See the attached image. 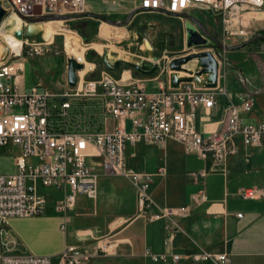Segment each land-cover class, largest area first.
<instances>
[{
    "label": "built area",
    "instance_id": "built-area-1",
    "mask_svg": "<svg viewBox=\"0 0 264 264\" xmlns=\"http://www.w3.org/2000/svg\"><path fill=\"white\" fill-rule=\"evenodd\" d=\"M0 4L5 11L1 29L12 15L23 20L19 29L25 31L29 21L22 16L34 22L59 19L63 23L87 12V0H0ZM34 7H40L42 14L26 12ZM197 7L208 9L222 19L220 44L225 50L228 42L239 44L258 30L256 25L244 24L246 14L252 13V20H264V0H136L135 10L184 20ZM258 14L262 17L258 18ZM19 40L18 51L11 50L0 61V264H85L101 251L108 253L111 242L99 240L95 244L67 245L55 256L14 253L11 249L16 241L8 237L6 225L13 216L45 214L52 194L60 193L54 210L64 216L61 228L65 229L79 195L97 199L102 174L128 178L135 187L140 212L150 218L169 216L175 223L174 215L189 214L190 206L149 213L154 202L151 188L155 174L128 166L129 145L177 141L187 153L212 159L210 169L193 173L196 178L205 179L210 171L227 173L229 158L237 153L238 137L246 147L264 144V120L250 123L243 116L254 109L253 95H239L237 103L224 108L221 128L205 125L200 129L198 109L207 111L216 107L219 93L225 92L223 88L192 81L181 82L177 87L170 82L159 90H148L142 84L124 79L123 75L117 78L109 70L92 77L96 64L87 66V47L83 55L75 57L64 48L67 62L73 57L86 70L83 77L77 73L75 87L68 86L61 93L52 92L42 84L28 89L20 80L24 72L22 59L50 52L59 55L61 51L53 47L54 40L50 42L43 37L24 36ZM110 122H113L111 127ZM11 158L14 171H4V160ZM240 195L245 200L258 199L261 190L247 187ZM205 200L207 194L202 189L194 202ZM167 227L171 228V224ZM145 253L154 261L181 259V254L170 250L155 253L147 247ZM187 255L196 263L204 260L213 264L232 263L228 251H211L201 244Z\"/></svg>",
    "mask_w": 264,
    "mask_h": 264
},
{
    "label": "crops",
    "instance_id": "crops-1",
    "mask_svg": "<svg viewBox=\"0 0 264 264\" xmlns=\"http://www.w3.org/2000/svg\"><path fill=\"white\" fill-rule=\"evenodd\" d=\"M87 11L97 15H118L117 20H124L130 13L123 0L116 3L87 0ZM190 11L188 19L193 18ZM109 31L114 33L115 30L109 28ZM190 31L195 33L192 27ZM165 57L164 54H154L150 56L153 64L133 65L142 73L166 72L165 78L130 75L127 80L142 84L148 90H159L172 83L174 76H191L186 72L191 69H175L172 63L176 59L165 60ZM247 73L246 83L242 84L237 81L228 84L221 78L217 80V86L225 92L219 93L217 106L212 110L198 109L197 125L200 129L205 125L221 128L224 108L232 102L237 103L239 95H253L255 98L253 111L243 114L246 122L264 120V81L257 80V74ZM112 124L110 122L109 127ZM236 147L237 153L229 158L227 173L210 171L205 179H200L193 173L210 169L212 159L187 153L177 141L168 140L163 145H129L126 150L128 166L155 174L151 188L154 202L149 213L190 206L189 214L174 215L175 223L169 216L150 218L140 212L135 187L128 178L119 174H102L96 201L90 206L77 207L78 196L65 229L61 228L64 216L54 210L60 193L52 194L45 214L10 217L6 224L8 237L16 241L11 251L55 256L67 245L95 244L99 240L110 241V251L95 256L107 255L122 264H213L207 260L196 263L189 259L187 253L201 244L211 251H228L231 264H264V144L246 147L238 137ZM162 169L163 174L160 173ZM247 187H258L261 196L243 199L240 194ZM202 189L206 191L207 200L195 203L194 197ZM170 224L171 228H168ZM147 247L155 253L166 250L179 253L181 259L174 261L170 257L168 261H154L145 253Z\"/></svg>",
    "mask_w": 264,
    "mask_h": 264
},
{
    "label": "rangeland",
    "instance_id": "rangeland-1",
    "mask_svg": "<svg viewBox=\"0 0 264 264\" xmlns=\"http://www.w3.org/2000/svg\"><path fill=\"white\" fill-rule=\"evenodd\" d=\"M123 1L130 10L124 20H117L118 15L104 13L97 15L95 12L87 11L84 14L75 15L67 22L53 20L39 26L38 37H42L45 33L51 42L54 40L53 47L60 50L61 54L50 52L42 56L22 59L24 72L20 78L21 82L26 83L28 89L33 84H42L52 92H63L69 86L68 62L64 53L68 37L79 39L83 53L86 50L85 47L88 48L87 52L91 57V61L88 62L96 64V69L90 74L91 76L95 74L98 77L102 70H109L117 78L122 75L124 79L130 78V75L135 78H150L156 75L165 78L166 72L142 73L133 65L153 64L150 56L154 54H164L165 60H169V58L180 59L193 54L211 52L218 62V79L221 78V81H227L228 84H234L236 81L239 84L246 83L247 72L257 74L256 79L260 82L264 81L263 19L252 20V13L246 14L243 17L244 24L256 25L258 30L239 44L233 41L228 42V49L225 50L220 44V39L223 37L222 19L208 9L202 7L191 9L190 16L193 18L180 20L160 13L137 12L136 0ZM257 17L262 16L258 14ZM21 24L16 27L17 30ZM191 27L195 33H191ZM12 28V26H5L1 29L0 26V61L4 60L11 50L7 47V39L4 35ZM109 28H113L114 33L108 32ZM68 53L72 56L70 52ZM186 68L191 69L186 72L194 76L196 82L200 84L211 82L213 79L211 71L198 75L203 69L200 58L194 57L188 62H183L178 70L185 71ZM175 74L178 75V73ZM181 76L189 75L181 74ZM3 170L14 171L13 158L4 160ZM87 198L89 200L86 202ZM95 201L96 199L88 195H79L77 207L90 206ZM101 252L104 253V251ZM85 264L122 263L107 255H99Z\"/></svg>",
    "mask_w": 264,
    "mask_h": 264
},
{
    "label": "water",
    "instance_id": "water-1",
    "mask_svg": "<svg viewBox=\"0 0 264 264\" xmlns=\"http://www.w3.org/2000/svg\"><path fill=\"white\" fill-rule=\"evenodd\" d=\"M27 13H33L35 15H41L42 11L40 7H34L32 11L26 9ZM5 11L3 10L0 4V21L4 18ZM24 19L30 22L27 26L26 30L18 29L15 31V36L18 39H23L25 36L28 39H33L38 36L39 32L38 29L35 27L36 23L27 16H22ZM197 57L200 58L201 65L203 67L201 73L198 75L203 74L205 71H211L213 73V79L211 82H204L202 84L196 82L194 76H184V77H177L174 76L172 79V85L177 87L181 82H196L198 85L207 86V87H215L217 85L218 80V62L214 58L211 52H203L199 54H193L186 58H180L173 61L172 65L175 69H180L181 64L183 62H188L192 58ZM84 68L83 64L79 63L75 58L70 57L68 59V66H67V75H68V84L71 87H75L78 83V72Z\"/></svg>",
    "mask_w": 264,
    "mask_h": 264
},
{
    "label": "bare ground",
    "instance_id": "bare-ground-1",
    "mask_svg": "<svg viewBox=\"0 0 264 264\" xmlns=\"http://www.w3.org/2000/svg\"><path fill=\"white\" fill-rule=\"evenodd\" d=\"M262 16V14H260ZM54 20H59V19H54ZM22 19L16 15V17H9L7 19V22L5 24V26H12L13 28L10 29V31H8L9 33L5 34V38L7 39V47H10L11 50H15L18 51L19 47H20V40L14 36L13 34V30L16 29L17 26H19L22 23ZM53 20H49V21H44V22H34L36 23L35 27L38 29L39 26L45 25L46 23H50ZM30 24V22L28 23V25ZM194 35V34H193ZM196 35V34H195ZM42 37L48 41H50L48 39V36H45V33L42 35ZM51 42V41H50ZM80 45H79V39L75 38V37H68L67 38V44H66V49L68 52H70L72 54V56H81L83 55V49H80ZM10 50V51H11ZM87 66H92V63L87 61ZM85 68L79 71V76L83 77L85 75Z\"/></svg>",
    "mask_w": 264,
    "mask_h": 264
},
{
    "label": "trees",
    "instance_id": "trees-1",
    "mask_svg": "<svg viewBox=\"0 0 264 264\" xmlns=\"http://www.w3.org/2000/svg\"><path fill=\"white\" fill-rule=\"evenodd\" d=\"M87 58H88V60H90L91 61V57H89V55L87 56ZM92 77H96V75L95 74H93V76Z\"/></svg>",
    "mask_w": 264,
    "mask_h": 264
}]
</instances>
